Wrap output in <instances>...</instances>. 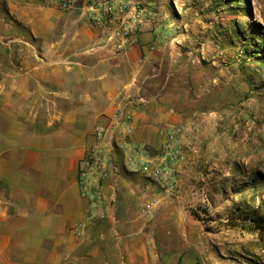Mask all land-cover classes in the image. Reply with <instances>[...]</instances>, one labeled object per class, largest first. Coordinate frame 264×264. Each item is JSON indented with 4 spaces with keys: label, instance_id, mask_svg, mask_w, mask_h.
Returning <instances> with one entry per match:
<instances>
[{
    "label": "crops",
    "instance_id": "1",
    "mask_svg": "<svg viewBox=\"0 0 264 264\" xmlns=\"http://www.w3.org/2000/svg\"><path fill=\"white\" fill-rule=\"evenodd\" d=\"M63 1L0 0V264H248L234 246L220 252L185 204L191 156L161 157L192 113L162 75L181 55L162 16L173 2L106 0L128 7L102 29L91 3ZM137 15L138 37L118 50L115 31ZM121 110L131 119L120 124ZM98 125L121 174L104 184L105 219L89 220L79 168ZM145 161L175 173L176 190L158 189Z\"/></svg>",
    "mask_w": 264,
    "mask_h": 264
},
{
    "label": "rangeland",
    "instance_id": "2",
    "mask_svg": "<svg viewBox=\"0 0 264 264\" xmlns=\"http://www.w3.org/2000/svg\"><path fill=\"white\" fill-rule=\"evenodd\" d=\"M171 1L162 16L181 55L162 75L192 112L170 158L194 160L185 204L220 252L234 246L243 262L264 264V72L246 55L264 40V0ZM174 177L171 191L149 180L170 194ZM254 213L262 222L242 220Z\"/></svg>",
    "mask_w": 264,
    "mask_h": 264
},
{
    "label": "built area",
    "instance_id": "3",
    "mask_svg": "<svg viewBox=\"0 0 264 264\" xmlns=\"http://www.w3.org/2000/svg\"><path fill=\"white\" fill-rule=\"evenodd\" d=\"M78 0H64L62 8L64 10H74L76 8ZM91 3V10L93 12H99V14L93 18L95 25L104 29L107 25L105 21L107 18L114 16L118 12H123L127 9V4L122 3L120 7H115L106 0H86ZM136 23H127L121 26L115 35L120 37V44L117 47L118 50H123L130 46L134 40L138 37L139 28L142 18L140 15ZM130 115L125 111H119L117 115V121L121 124L125 120L129 121ZM109 129L105 125H98L93 133L95 142L91 144L87 150L84 159L81 162L79 168V183L83 195L87 196L91 200V210L89 220L99 219L104 220L106 217L103 210V187L105 182L111 178H119L121 171L120 167L115 163L113 159V152L115 151L114 145L109 141ZM175 134L176 128L172 129L168 134V141L163 149V157L171 158L172 160L178 159L179 150L175 146ZM147 165L146 174L149 179L158 183L160 186L166 188L167 191H171L174 187L175 177L170 170H164L158 166H150L149 161H145ZM82 225L78 226L79 230Z\"/></svg>",
    "mask_w": 264,
    "mask_h": 264
},
{
    "label": "trees",
    "instance_id": "4",
    "mask_svg": "<svg viewBox=\"0 0 264 264\" xmlns=\"http://www.w3.org/2000/svg\"><path fill=\"white\" fill-rule=\"evenodd\" d=\"M234 0L229 1L231 3ZM228 4V2H227ZM261 45L254 46L251 50H247L246 55L247 57L257 64L259 70L264 72V40L260 43ZM262 88H264V81L262 83ZM256 214H247L242 217V220L246 223L249 221H253L254 223L262 222L261 219L255 217Z\"/></svg>",
    "mask_w": 264,
    "mask_h": 264
}]
</instances>
